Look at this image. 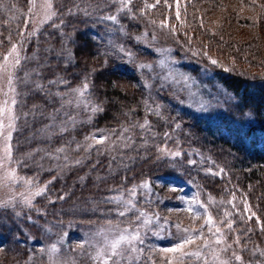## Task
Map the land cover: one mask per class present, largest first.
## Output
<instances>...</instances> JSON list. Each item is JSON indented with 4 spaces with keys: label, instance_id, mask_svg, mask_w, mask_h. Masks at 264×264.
Returning a JSON list of instances; mask_svg holds the SVG:
<instances>
[{
    "label": "trees",
    "instance_id": "1",
    "mask_svg": "<svg viewBox=\"0 0 264 264\" xmlns=\"http://www.w3.org/2000/svg\"><path fill=\"white\" fill-rule=\"evenodd\" d=\"M4 1L0 0V62L7 48L21 39L25 19L21 8L28 3V0ZM153 2L155 0H147V3ZM54 3L56 16L29 40L26 47V62L21 74L25 82L21 81L22 89L15 100L17 119L11 141L18 172L39 179L45 184L46 191L33 203L28 217H20L10 227L0 220V264H53L52 245L57 250L67 251L72 249L74 241L82 239L87 228L128 227V221L135 220L138 212L119 216L116 210L119 201L114 198L129 199L128 190L138 184H147L148 187L136 189L134 203L137 209L149 216H158L160 221H167L170 230L176 228L175 225L199 229L204 222L203 216L188 223L171 217L175 209H170L169 201L163 197L168 186L159 182L158 177L175 176L192 183L199 199H203L207 190L214 195H222L227 190L219 185L217 178L203 181L209 177L208 172L188 173V170L179 168L181 171L174 173L164 166L162 160H155L157 147L164 140L161 133L165 130L179 132L184 144L203 149L206 156H211L218 166L228 170L230 180L236 179L243 185L261 180L264 174V73L246 71L245 65L256 64L253 55L245 54L248 50L233 43L224 45L229 57L237 56L235 62L230 63L232 66L208 67L205 62H200L207 70H212L211 81L225 85L236 97L226 111L200 110L180 105L181 101L176 100L175 95H169L170 89L159 86L157 79L144 80L139 76L137 64H127L119 52L118 46L123 45L133 55L151 60L157 57L160 49L168 48L175 57L185 56L193 60L179 40L151 39L152 24L147 15L156 21L163 12L162 8L148 9L141 15L138 10L144 7L142 0H132L131 12L120 11L119 0H54ZM14 7L16 11H13ZM109 15H116L117 22L104 19ZM146 31L147 37L144 36ZM9 36L10 41L6 39ZM255 52L258 54L260 49L255 48ZM243 57L250 62L247 64ZM198 63L192 64V72L198 70ZM32 69L39 72L31 75ZM49 81L56 83L50 84ZM85 81L89 84L85 104L74 114L73 103L79 96L72 95L70 89L82 88ZM250 85L255 89L249 94ZM151 94L160 103H165L170 113L166 111L165 120L151 112L147 114L156 135L143 139L144 136L137 137L132 143L138 144L134 153L127 150L116 152L118 140L114 136H104L103 144L94 140L95 133L106 134L109 126L115 128L124 118L145 115L148 106H143V102ZM91 106L102 110L93 112ZM247 111L253 113L256 121L243 117ZM170 115H175L174 119ZM177 121L182 122L179 124L181 129L176 126ZM221 126L231 136L223 134L219 129ZM108 145H112L111 151L107 150ZM60 148L66 151L57 152ZM76 160L80 163L77 164ZM262 207L264 200L259 209L261 213L264 211ZM261 213L260 224L264 225V214ZM160 221L153 219L148 226L156 231L161 227ZM215 224L221 228V224L216 221ZM261 225L240 226L236 223L230 234L221 237L224 243L219 246L205 227L199 245L205 239L212 243L213 249L232 245L228 253L242 256L243 264H264ZM145 226L141 228L142 236L147 234ZM142 247L150 259L141 258L139 264H166V259H171L172 264H199L196 258L182 261L175 254L165 255L151 244ZM128 264H132V260Z\"/></svg>",
    "mask_w": 264,
    "mask_h": 264
},
{
    "label": "rangeland",
    "instance_id": "2",
    "mask_svg": "<svg viewBox=\"0 0 264 264\" xmlns=\"http://www.w3.org/2000/svg\"><path fill=\"white\" fill-rule=\"evenodd\" d=\"M6 1L7 0L4 2L6 3ZM47 3L52 4L51 11H54L56 7L54 0H28V3L21 8L25 18L22 23L21 31L23 36H21V39L16 43L17 51L21 58L20 64L10 67L11 84L8 83L6 76L0 75V124H2V129H0V220L4 222L7 227H10L14 222H18L17 220L20 219V217H28L29 214H31L33 203L42 196H35L32 194L45 187V184L38 181L39 179L37 180L32 177L21 175L18 172V166L14 163L11 145L15 120H11L10 117L15 116V105L12 104V101L16 100L17 93L22 89L20 85L21 81L25 82L21 74L23 73L22 68L24 62H26L25 55L27 44L30 39L36 36L38 32L54 18L53 17L51 20L47 19V16L50 14L46 7ZM167 4L172 5L171 9L165 5L164 0H161L160 4L157 5V7L162 8L163 12L161 16L157 17L159 19H156V21L158 25L160 21L164 20L168 27L160 30L158 27L152 25V32L156 34L159 40L164 42H177L178 40L182 42L195 61L185 58V56L175 57L173 52L168 48L160 49L157 52V57L151 58V60L139 55H133L130 59L123 54L121 56L123 61L127 64L136 63L140 73L139 76H143L145 78L144 80H150V77L152 79H157L159 86L161 85L162 88L167 87L170 89L171 92L169 95H175L176 97L174 98L181 101V103H179L180 105L185 104L187 106L197 107V109L200 110L209 109L213 112L230 109L232 102L236 100L235 95L225 85L216 83L213 79V81H211L212 70H207L205 66H202V61L205 62L208 67L232 66L230 63H234L237 56L229 57L224 45L233 43L234 45H238V47L243 46L245 50H248L246 51L248 53H245L247 56H254L253 60L256 61V64L250 63V66L245 65L246 71H260L264 73V0H179V20L175 18L177 10L175 0H167ZM15 9L16 7H14L13 11H16ZM148 17L151 21L153 20L151 18L152 16L147 15L148 21ZM172 26H175V33L170 31ZM1 42L2 41H0V43ZM10 48L11 46L7 48L5 54L8 53ZM255 48L260 49L258 54H256ZM212 59L217 60L219 63L212 64ZM243 60L245 62L247 61V64L250 62V59L247 60L244 57ZM161 61H163V63H161ZM196 61H199L198 70L192 72V64L194 62L196 63ZM182 62H185V65L189 63L191 66H185ZM8 63L9 65L14 63V58L12 56L9 57ZM3 64L4 61L2 58L0 66ZM142 64L151 65V67L141 68L140 65ZM0 72H2V68H0ZM38 72V70L32 69L31 75L37 74ZM27 74H29L28 71ZM161 77L164 79H160ZM183 77H187V80H184ZM254 89L255 86L250 85L249 94L254 93ZM153 94L147 96V100L143 102V106H148L145 109V115L138 118L131 116H129L128 119L124 118L120 120V124H117L115 128L109 126L106 134L100 135L99 133H95L94 140L98 141L100 136H114V139L118 140L116 143V152L119 151L120 153H124L127 150L126 152L134 153L133 151L136 150L138 144L133 145L132 143L136 141L137 137L144 136L142 137L143 139L148 136L156 135L153 128L154 124L153 122L151 123V118L147 115L150 113L149 109H152L151 113H153L154 116L158 111L160 113L159 116L164 120L166 119L165 116H168V112L170 113L169 107H167L165 103H160V101L156 100ZM84 104V98L83 102H81L80 98H77L73 103L74 114L78 112L77 110L83 108ZM157 105H159V108H157ZM170 117L174 119L175 115H170ZM243 117L247 120L256 121L253 113L250 111L245 112ZM145 120H147L149 124L142 129L139 125L143 124ZM180 121H177L176 125H181L182 122ZM9 124H12L11 128L8 127ZM132 125H136V127H132ZM125 128L129 130L125 132ZM219 129L223 134L231 136L230 132L225 129L224 126H221ZM9 131L11 132L10 141L7 140V133ZM165 133L168 135L165 136ZM161 135L164 136V140L161 142V145L157 147V155L154 157L156 158L155 160H162L164 166L174 173L181 171L179 168L188 170V173H192V171L208 172L209 169L213 171L223 169L224 175L216 176L208 173L209 177H206L203 181L210 177L217 178L219 185L227 190V192L222 195H214L207 190L202 196L203 199H199L192 183L188 184L175 176H169L171 178L170 182L163 183L168 186V188H165L163 191V197L169 201L170 209H173V207L175 209L171 217H174L182 223H188L189 220L193 219L192 215L187 211V208L189 207L188 202L195 197L196 200L208 206L214 220L221 224L222 233L225 237L226 234H230L231 231L225 226L227 223L226 220L224 223H220V221L224 219V211L232 213L228 219L234 221V227H236V223L240 224V226L250 224L261 225V218L259 217L261 211L259 209L264 200V174L261 180L243 185L236 179L230 180L228 170L218 166L211 156H206L203 149L184 144L181 141L179 132L165 130ZM9 145L11 158L5 159V148ZM111 146L112 145H108V151H111ZM159 149H166V153L180 151L183 154L180 157H172L171 155L162 153ZM189 160H195L196 164L190 165L188 163ZM147 165L146 163V167ZM13 171L17 179L5 180V174ZM25 180L31 183H25ZM133 181L136 182L137 180L135 179ZM204 184L206 183L204 182ZM139 186L140 184L135 186V188L137 189ZM203 186L206 188L205 185ZM233 193H235L236 196V200L234 201L236 205L235 209L227 204V201L232 199ZM26 197L31 199L30 204L24 203ZM119 198H121V196ZM116 201H119L118 206L120 207H117V212L123 210L121 207L122 201L126 200L122 198ZM244 202L250 206V212L244 211ZM237 210H239V215L236 214ZM251 212H255L256 216L259 217V223L255 218L251 220L248 219ZM261 214H264V211ZM159 224L161 227L156 231L147 225V229H145L147 234L142 236L144 241L143 245L151 244L155 248L161 249L170 247L178 241L181 232H178L177 228L170 230L169 227L167 229L169 224H166L164 220H161ZM118 228L123 227L87 228L82 235V239H77L73 242L72 249H67V251L56 249V251H53V254H51L52 263L101 264V262L95 258L97 249L102 246L104 238L111 237ZM181 229H183V227ZM57 238H60V236ZM63 238L62 236V239ZM200 240L201 238L197 239L195 245H192V248L190 247L191 245L187 246L186 250H198L197 245L200 244ZM1 244L0 241V249L2 248ZM81 245H83V247H81ZM215 249L217 248L215 247ZM168 254L172 253H165V255ZM231 254L232 253L228 252H220L219 259L227 260L229 264H231V262L234 261L229 257ZM130 260V258H125L120 264H128ZM216 264H219V261H217Z\"/></svg>",
    "mask_w": 264,
    "mask_h": 264
},
{
    "label": "snow or ice",
    "instance_id": "3",
    "mask_svg": "<svg viewBox=\"0 0 264 264\" xmlns=\"http://www.w3.org/2000/svg\"><path fill=\"white\" fill-rule=\"evenodd\" d=\"M121 4V8L119 9L120 11H129L131 12V4L132 0H119ZM144 7L139 9V13L141 15H144L148 9H154L157 7V5L160 4L161 0H155V3H147V0H142ZM165 5L171 9L172 5L167 4V0H164ZM176 4V16L175 18L177 20L180 19V11H179V0H175ZM47 9L49 10L50 14L47 16L48 20H51L53 17L56 16V12L51 11L52 9V4L47 3L46 5ZM31 11V9H30ZM104 19L117 22V16L116 15H109L107 17H104ZM150 23L158 27L160 30L165 29L168 27L166 21L162 20L159 22L157 25V22L155 20L150 21ZM61 24H63V20H61ZM170 31L172 33H175V26H172ZM21 36H23V33H21ZM144 36L147 37L148 33L147 31L144 33ZM10 41V36L6 38ZM139 39V37H137ZM151 39L155 40L157 39L156 34L153 32L151 34ZM119 52L128 56L130 59L133 56V53L130 51H127L123 45L118 46ZM12 56L14 58V63L12 65H9V57ZM20 56L17 51V44L13 43L11 45L10 50L8 51L7 54L3 56V61L4 64L0 66L2 68V72H0V75L6 76L8 79V83L11 84L12 79H11V74H10V67L18 66L20 64ZM163 63V61H161ZM212 64H217L219 63L217 60L212 59L211 60ZM141 68H150L151 65H140ZM160 79H164L161 77ZM184 80H187V77H183ZM50 84L56 83V81H49ZM61 83H66V81H61ZM146 87H150V85H145ZM89 91V84L87 81H85L82 85V88H75V89H70V92L72 95H77L81 99V102H83V98L85 97V94ZM59 95H66L64 93H59ZM12 104L15 105V100L12 101ZM89 104L91 102L89 101ZM157 108H159V105H157ZM91 110L93 112L95 111H100V109L97 106H91ZM149 111L151 112L152 109L150 108ZM156 115H160V113L157 111L155 113ZM11 120L17 119L15 116L10 117ZM149 122L147 120L144 121L143 124H140V128H145L148 126ZM179 127V125H176ZM9 128L12 127V124H9ZM132 127H136V125H132ZM0 129H2V124H0ZM65 129H61V131H64ZM129 129L125 128L124 131L127 132ZM168 134L165 133V136ZM106 137L101 136L97 143L103 144L105 141ZM7 140H11V132L9 131L7 133ZM79 147V145L77 146ZM91 147V145H89ZM66 149L60 148L57 149V152H65ZM162 153H166V149H159ZM167 155H171L172 157H180L183 153L180 151H175L171 153H166ZM5 159H10L11 158V150H10V145L5 148ZM67 159V157H65ZM77 164L80 163L79 160L75 161ZM188 163L190 165H195L196 161L195 160H189ZM208 173L210 175H216V176H222L224 175V170L220 169L219 171H213L212 169L208 170ZM11 179V180H16L17 177L15 175V172L11 173H6L5 174V180ZM158 180L161 183L165 182H170L171 178L168 175H162L158 177ZM25 183H31L30 181L25 180ZM141 188H147L148 185L144 184L140 186ZM46 191V188L40 189L39 191H36L32 195L35 196H41L44 194ZM129 192V199L126 201H122V209L117 212V214L121 217H126L129 213L131 212H138V215H136L135 220H129L128 221V227L125 228H118V230L113 234L111 237H105L102 246L97 249V255L96 259L101 262V264H120L121 261H123L125 258H130L132 260V264H139V260L141 258L144 259H150V257L145 256V250L142 247L144 244L143 238H142V233H141V228L145 225H148L152 223L153 219L159 220L160 218L158 216H149L148 213L141 211L136 208L134 201L136 200L137 197V190L135 187L131 188L128 190ZM60 199H63V197H59ZM114 199L121 200L122 198L116 197ZM236 200L235 193L232 194V199L227 201V204L231 205L233 209L236 208V205L234 201ZM25 204H30L31 199L30 198H25L24 199ZM189 207L187 208V211L192 215L193 219L202 217L203 216V223L200 225L199 229H192V228H180V225H175L177 228L178 232H181L180 237L178 238V241L174 244H172L170 247H164L159 249L160 252L162 253H172L175 254L180 260H186L190 258H196V260L199 262V264H209V256L211 257V264H216L217 261H219V264H229V261L227 260H220L219 259V253L220 252H228L229 249L232 247V245H227L226 247H220L218 249H213L212 248V243L205 239L204 243L201 245H197L196 251H188L186 250L187 246L189 245H195L196 240L199 238L204 237V228L207 227L208 229V234L213 236L214 243L219 246L224 243V241L221 239L223 236L222 230L220 227L216 226L214 217L212 214L209 212L208 206L201 203L200 201L196 200L195 197H193L189 202ZM244 211L245 212H250V206L244 202ZM236 214L239 215V210L236 211ZM232 213L228 211L223 212V217L224 219L220 221V223H224L225 220L227 221L226 223V228L231 230L233 228L234 221L228 219ZM255 218L256 221L259 223V217L256 216L255 212H251V215L248 216V219L251 220ZM167 224L168 222L165 221ZM135 225V226H133ZM213 228L215 229L213 231ZM261 231H264V225H261ZM236 243H239V237L237 236L236 238ZM83 247V245H81ZM52 250L56 251V246L52 245ZM208 250V251H206ZM154 251V250H151ZM231 257L234 261L241 262L243 264V258L240 255H237L235 252L231 254ZM154 264V262H152ZM166 264H172L171 259H166Z\"/></svg>",
    "mask_w": 264,
    "mask_h": 264
}]
</instances>
